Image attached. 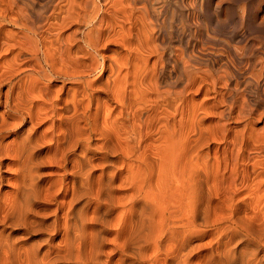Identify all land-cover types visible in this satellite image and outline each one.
Here are the masks:
<instances>
[{"label":"bare ground","instance_id":"6f19581e","mask_svg":"<svg viewBox=\"0 0 264 264\" xmlns=\"http://www.w3.org/2000/svg\"><path fill=\"white\" fill-rule=\"evenodd\" d=\"M197 1L0 0V264H264V21Z\"/></svg>","mask_w":264,"mask_h":264},{"label":"rangeland","instance_id":"374dc122","mask_svg":"<svg viewBox=\"0 0 264 264\" xmlns=\"http://www.w3.org/2000/svg\"><path fill=\"white\" fill-rule=\"evenodd\" d=\"M197 1V0H196ZM210 2H208V0H198L197 1V3H198V8H197V6H196V9L194 10V19H198L197 21L196 20H194V22H195V30H197V31H200V34H202V33H204L205 35H208V36H211V37H213V35H211V26H210V15H208V13L206 14H203L201 11H203V12H206L207 11V4H209V3H211L213 6L215 5H219L218 3H221V5H219L221 8L220 9H222V10H224L225 8V10L224 11H222V10H220V12H219V18L218 19H220L219 20V22H223L224 21V23L225 24H229V26L231 25L230 23H232L233 21V19L235 18L236 19V21H240L239 22V25H240V27H239V29H238V31L239 30H241V31H239L240 33H244V32H247L246 30H247V28H248V26H247V22H248V15H247V12H244V10H245V8L247 7V5L249 4L248 2H251V4H253V11L254 12H256L257 13V15H256V19H258V21H257V23H260V24H262L263 25V21H264V16H263V14H264V1L263 0H254V1H249V0H234V2H232V3H230L231 1H233V0H209ZM221 1H223V3L221 2ZM229 1V2H228ZM239 1V2H238ZM242 1L244 2V3H242ZM202 2V3H201ZM206 2H207V4H206ZM258 2V3H257ZM201 3V4H200ZM231 5H233L235 8H231L230 7V4ZM239 3H241V4H239ZM248 3V4H247ZM225 4H227V5H229V7L227 6V5H225ZM244 4V6H242ZM258 4H262L261 6L260 5H258ZM203 5V6H202ZM206 5V6H205ZM223 5V6H222ZM239 5V6H238ZM170 11L172 12L173 10H174V8H175V3H174V1L170 4ZM173 6H174V8H173ZM225 6V7H224ZM236 6H238V7H244V8H242L241 10H238V9H240V8H238L237 7V9H236ZM246 6V7H245ZM260 6V7H259ZM157 7H159V6H157ZM203 7V8H202ZM206 7V8H205ZM258 7V8H257ZM201 8H202V10H201ZM256 8V9H255ZM262 8V9H261ZM204 9V10H203ZM227 9H228V12H227ZM261 9V10H260ZM196 10H198L199 12H201V13H198V11L196 12ZM206 10V11H205ZM230 10H231V12H232V10L234 11V12H232L233 13V15H232V13L230 12ZM236 10V11H235ZM237 10L239 11V12H237ZM222 11V12H221ZM245 11H247V8H246V10ZM235 12H237L236 14H235ZM239 13H240V16L243 18H246L245 20H244V18L242 19L240 16H238L239 15ZM244 13V14H243ZM220 14H222V15H220ZM236 16H235V15ZM197 15H199V16H197ZM202 15H205V16H201ZM262 15V16H261ZM209 16V17H208ZM222 16V17H221ZM235 16V17H234ZM197 17V18H196ZM233 17V18H232ZM239 17L241 18V19H239ZM208 18V19H207ZM261 18H263V20H261ZM222 19V20H221ZM239 19V20H238ZM242 20H243V22H242ZM247 20V21H246ZM199 21V22H198ZM227 21V22H226ZM229 21V22H228ZM246 21V22H245ZM198 22V24H196ZM221 22V23H222ZM199 23H200V25H199ZM223 23V24H224ZM241 23V24H240ZM244 24H246L245 26H244ZM201 26V28L199 27V26ZM209 25V26H208ZM233 25V24H232ZM231 25V26H232ZM259 25V24H258ZM246 26H247V28H246ZM261 26V25H260ZM242 27V28H241ZM209 28H210V30H209ZM5 29L8 31V32H10V33H14V34H16L17 32H18V29L17 28H15V27H12V26H9V25H7V26H5ZM203 30V31H202ZM209 31H210V33H209ZM208 32V33H207ZM254 35V36H253ZM259 34L258 33H252V34H250V35H248L249 37H248V39H251V40H254L256 37L255 36H258ZM251 36V37H250ZM216 37V36H215ZM253 37V38H252ZM255 37V38H254ZM214 38V37H213ZM216 38H218V37H216ZM223 38V37H222ZM198 39H200V36H198ZM198 39L196 40V41H198ZM218 39H220V40H224V39H221V37L220 38H218ZM212 45V44H211ZM211 45H209V46H207V48L209 49H207V51H209V52H215V53H217V52H219V49H221V48H218L217 46L216 47H213L214 45H212V48H209V47H211ZM239 47L241 46V45H238ZM216 49H217V52H216ZM214 50V51H213ZM27 57V56H26ZM27 74H32V73H27ZM32 75H35V74H32ZM64 81V79H61V78H59V79H55V82H53L52 84H51V89L54 91L55 89H58L59 87H61L62 86V82ZM204 97L205 96H195V102H196V109L198 110V112L199 113H201L202 111V105L204 104V103H206L207 101H205V99H204ZM207 100V99H206ZM197 104H198V107H197ZM199 106H201V107H199ZM204 107V106H203ZM201 109V110H200ZM201 112H200V111ZM234 125V126H233ZM236 125L235 124H232L231 126H230V128H234ZM46 127H48V125H46L45 127H43V129H46ZM263 127V123L262 124H259L258 126H257V129H261Z\"/></svg>","mask_w":264,"mask_h":264}]
</instances>
